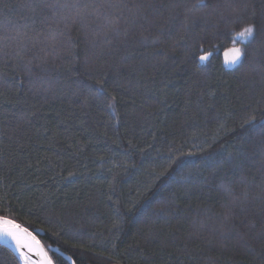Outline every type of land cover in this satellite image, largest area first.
Wrapping results in <instances>:
<instances>
[{"label":"trees","instance_id":"trees-1","mask_svg":"<svg viewBox=\"0 0 264 264\" xmlns=\"http://www.w3.org/2000/svg\"><path fill=\"white\" fill-rule=\"evenodd\" d=\"M34 2L0 0V38L27 23L36 42L19 53L0 42V114L8 117L0 123V216L32 235L42 231L43 246L58 247L76 264H264V156L235 151L241 116L264 109V43L257 31L254 42L233 44L234 33L259 25L264 0H205L209 14L190 30L182 27L186 10L172 7L178 0H50L77 5L80 18L75 9L34 15L26 7ZM108 4L126 7H100ZM137 6L157 26L133 28ZM105 15L120 18L119 38L103 27ZM233 46L246 56L228 67L224 53ZM200 48L212 52L204 64ZM101 78L121 85L109 88L119 120L110 109L86 115L74 95L77 83ZM213 138L209 151L226 163L198 172L195 187L157 179L170 156L199 152ZM70 170L81 175L62 179ZM113 176L122 219L102 195ZM173 193L176 210L166 219L145 217L149 204L160 207L155 201ZM138 200L140 211L123 212ZM237 233L252 237L247 246ZM20 261L0 244V264Z\"/></svg>","mask_w":264,"mask_h":264},{"label":"snow or ice","instance_id":"snow-or-ice-1","mask_svg":"<svg viewBox=\"0 0 264 264\" xmlns=\"http://www.w3.org/2000/svg\"><path fill=\"white\" fill-rule=\"evenodd\" d=\"M26 7L34 14L39 15L44 12L45 9H62L68 11L69 13L75 9V15L77 18L81 17V12L77 5H68V4H56L51 3L50 0H35L34 3H30L26 5ZM84 8H88L89 5H83ZM100 7H115L121 8L126 7L121 4H108V5H100ZM173 8L181 7L186 10V15L184 20L186 23L182 24L186 30H190V27L197 24L200 19L207 16L209 13L204 12V9H207L209 5L205 3V0H178V3L172 5ZM140 6H137V12L133 13L134 17H139V19H132L131 26L133 28H140L144 31L150 30L152 27L157 26V22L155 21V17L152 20L149 19L147 15L140 14ZM95 14V13H94ZM98 20L99 16L96 17ZM86 19V17H85ZM34 23V21H33ZM120 18L118 16L109 18L107 15L104 16V25L103 27L111 32L114 36L119 38L120 36ZM29 24H24L20 28L16 29L15 34L7 33V28H5L6 35L0 38V42L3 43L4 47H8L9 45L14 46L19 52H23L27 48V42L31 41L29 36ZM259 31L260 42L264 43V12L261 14L259 25L249 24L239 32L234 33L233 35V44H237L238 42L247 43L250 41L256 40V33ZM127 32H125V36ZM160 35L166 36L168 39H171V35L165 31V29H160ZM147 37H144V42H147ZM33 47L35 46V41H31ZM154 43H158V41H153ZM176 43H179L177 41ZM204 54L198 57L199 64H204L209 61L212 52L205 51L203 48L199 49ZM246 56V50L242 47L233 46L229 48L224 53V64L228 67H234L237 65H241L243 63V58ZM167 59V57H165ZM121 85L116 82L115 87L113 84H110L109 81L105 78L97 79L93 83H77V90L74 95L78 98V103L80 104L81 111H83L86 115L88 111L92 108H95L97 111L103 109H110L114 114L115 119L119 120V115L116 113V102L117 98L115 95L109 92V88H113V91L118 90ZM209 96L214 95V93L209 92ZM23 101H19L16 99H6L5 103L7 104H17L22 103ZM29 115L34 116L35 112L25 113L20 118L16 119L17 127H23L26 122H30L27 120ZM14 118V117H13ZM8 117L0 114V123H3L4 120H7ZM15 119V118H14ZM241 122L239 127L244 129L243 134L240 137V146L237 148L236 154H244L245 152H254L257 149L260 154L264 156V109L260 111L252 110L250 112H246L240 118ZM106 135V133H105ZM215 142V138H213L212 143L208 144V147L205 148L201 146L199 148V152L189 151L187 153L180 152L179 156L175 158L169 157L170 163L168 168L165 169L164 172H161L157 179L160 177H166V183L168 186L179 185L183 187L184 185L191 184L193 187L196 186L197 182V173L204 170H215L219 168L222 164L226 163V161L221 157L217 158L215 152L209 151L212 147V144ZM131 143V141H129ZM199 155L201 158L199 162L190 161L185 159L184 157H191ZM174 166V167H173ZM264 166V165H262ZM119 167V165H118ZM196 169L197 172L194 173L189 170L187 173L185 169ZM108 171H112V169H108ZM77 175H81L76 171H68L67 176L62 177L65 180H71L73 177ZM151 189H145V193L142 195L145 199H150L147 196V193L150 192ZM102 195L107 197V200L112 201L115 209V214L118 218H123L121 211V201L119 199V195L117 192V180L116 177L113 176L112 180L108 183V191L106 193H102ZM115 197V199H113ZM176 200V195L173 193L169 198L166 199H158L155 201L156 205H161L160 207H155L152 204H149L147 209L144 212V215L147 219L152 218H167L169 214L175 211L174 202ZM140 204L138 200L136 205L133 207L124 208L123 212L131 213L133 211H140V207L137 205ZM231 212L226 215L225 219H231ZM261 224L264 225V217L261 218ZM227 227V226H226ZM235 231V228H230L228 231L221 233L223 240H227L230 234ZM17 232L26 233L27 236L31 237V241L35 243V245L39 246L40 242L36 239L31 232L27 229H21L18 224H15L14 221L8 219L7 217L0 216V239H8L11 238L16 242L17 250L23 247L29 248L31 250V244H22L19 237L17 236ZM262 244H264V227H262L261 231L258 234ZM248 237V239H246ZM252 237L249 236L248 233H237V242L243 243L244 245H248L249 239ZM227 247V245H224ZM42 251V249H41ZM22 258H25V254L23 252L20 253ZM46 257V254H45ZM44 264H52V260L45 258ZM73 264H76L73 261ZM81 264H84L81 261Z\"/></svg>","mask_w":264,"mask_h":264},{"label":"water","instance_id":"water-1","mask_svg":"<svg viewBox=\"0 0 264 264\" xmlns=\"http://www.w3.org/2000/svg\"><path fill=\"white\" fill-rule=\"evenodd\" d=\"M17 236L19 237L22 244H31V250H29V248L27 247H23L17 250L16 242L13 241L11 238L0 239V244H3L7 248H9L14 254L19 256L24 264H44L45 258L50 259L49 253H47V250L44 248L41 242L39 246L35 245V243L31 241V237L27 236V234L23 232H17ZM34 236L36 237V239L37 237L42 238L44 236V233L42 231H36ZM48 250L51 253L59 255L68 263L73 264L74 260L71 258V256L66 255L64 252H61L58 247L54 248L50 246ZM21 252L25 254V258L21 257Z\"/></svg>","mask_w":264,"mask_h":264},{"label":"flooded vegetation","instance_id":"flooded-vegetation-1","mask_svg":"<svg viewBox=\"0 0 264 264\" xmlns=\"http://www.w3.org/2000/svg\"><path fill=\"white\" fill-rule=\"evenodd\" d=\"M37 239H38V241L39 242H41V240H40V238L39 237H37ZM42 243V242H41ZM42 245H43V243H42ZM49 247L50 246H44V248L47 250V253H49V257H50V259L52 260V263L54 264V260H53V255H56L55 253H51L48 249H49ZM56 256H59V255H56ZM20 258V257H19ZM20 260H21V258H20ZM20 263L21 264H24L23 262H22V260L20 261ZM26 264V263H25Z\"/></svg>","mask_w":264,"mask_h":264}]
</instances>
